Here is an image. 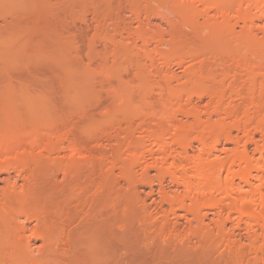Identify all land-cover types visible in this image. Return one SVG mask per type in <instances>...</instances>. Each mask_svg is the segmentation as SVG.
<instances>
[{"label":"bare ground","instance_id":"bare-ground-1","mask_svg":"<svg viewBox=\"0 0 264 264\" xmlns=\"http://www.w3.org/2000/svg\"><path fill=\"white\" fill-rule=\"evenodd\" d=\"M169 2H174L169 4L174 5L175 13H181L178 19L179 25L184 26L181 28L192 30L177 34L180 28L177 26L178 29L172 30L174 35L186 39V34L195 32L197 39L200 29L207 31V40L212 42L215 38V45L219 44L221 54L214 50L215 45L210 51L217 53L214 56L217 66H228L221 64L225 62L221 52L226 46L223 43L232 41L227 45L231 46L233 41L239 42L236 51L229 47L239 54L236 63L243 65L238 69L241 66L238 64L235 68L238 74L233 73L235 78H246L248 83L233 81L234 74H230L235 70L233 63L234 67L231 64L220 68L222 74H218L220 71L215 74L212 66L214 71L209 68L208 76V70L204 72L205 61L201 60L203 64L197 65L198 68L193 64L194 67H186L181 54L177 64L185 68L183 76L169 66L155 70L167 84L157 93L156 104L159 102L158 106L163 108L160 113L159 109L158 114L153 111L156 107L150 91L141 93L145 106L152 109L145 113V106L135 105L131 99L133 89L127 86L122 92H112L114 107L106 108L101 118L96 117V110L92 111L94 100L92 103L89 98L96 85L85 80L62 84L60 106L53 101L57 94L53 87L43 84L9 89L7 96L0 99V264H110L101 250L100 227L105 225L109 213L118 214L123 200L118 188L123 185L133 193L132 199L127 198L141 212L138 219L143 231L171 240L169 237H180L183 218L190 225L191 236L182 244L188 238L189 242L193 237L203 239L204 234L215 235L220 240L234 238L240 244L242 237L237 231H244L251 242L253 264H264V0ZM159 14L161 17L162 13ZM172 18L166 21L173 27L178 16ZM137 19V24L143 27L141 19ZM147 19L146 26L152 27L151 19ZM186 48L192 50L190 46ZM198 49L190 54L198 53ZM230 49L223 52H232ZM242 53H253L254 57L256 54L259 65L256 59L253 63L251 60L247 63L248 59L242 62L245 60ZM229 56L233 54L225 58ZM257 66H262L261 73ZM229 74L234 84L248 87L247 95L241 89L235 90L238 86L232 94L233 82L228 85L230 91L226 90ZM222 75H228L227 79ZM183 79L197 88L194 94L184 95V86L173 84ZM228 92L236 100L239 98L238 102L242 100L238 106L244 104L243 119H239L237 102ZM204 98L210 104L205 111L200 107ZM118 117L125 121L124 129ZM113 140L118 143L114 148L111 145L110 156L111 149L106 151L105 147H110ZM86 144H93L94 148L89 150ZM153 172L156 174L152 175ZM156 194L159 202L154 198ZM150 199L153 205L149 204ZM127 209L123 208L122 212L127 214ZM123 227L126 228V223ZM62 240H65L63 246H67L63 251L62 244L59 245ZM57 244L61 255L57 253ZM218 252L223 257V252ZM66 255L69 258L64 262Z\"/></svg>","mask_w":264,"mask_h":264},{"label":"rangeland","instance_id":"rangeland-1","mask_svg":"<svg viewBox=\"0 0 264 264\" xmlns=\"http://www.w3.org/2000/svg\"><path fill=\"white\" fill-rule=\"evenodd\" d=\"M160 2H164V0H0V99H2V96H7L6 93L11 88H18L26 85L42 86L44 84L43 86H49L55 89L57 94L53 96V101H55L57 106H60L63 100V97H61L62 92L59 94V90H61V87L63 86L62 84L85 80L90 84L96 85L95 91L97 95L95 93V95L93 94V92H95L93 90L89 97L92 99V103L94 100L92 111L94 112L96 110L94 112L96 117L101 118L103 115H101V113L105 112L106 108L110 107L112 109L114 107L112 92H122L128 87L133 89L131 90V99L135 105L139 103L140 105H138V107L142 108L145 104L142 100L143 96L141 98V95L144 92H151L152 97L155 99H153V101L155 102L154 105L156 107L153 111H155V113L157 112V114L158 111L160 113V110L163 108L162 106H158V104H160L159 102L156 104L158 101L157 93L160 88L166 87L167 84L162 78L163 76L156 73V69H163L169 66L175 73L183 76V69L185 68L181 67V65L179 66V63L177 64L179 57L180 59L182 57L181 54H184L185 57L187 56L186 58L183 56V60L186 61V67H194L192 64L196 67L197 65L200 67L201 64H203V61H205L204 64L206 66L204 65V72L209 68L210 70H213L212 66H214V69H216L215 74L219 71L218 74H220V68L223 67V65L217 66L218 63H214V61H216L214 58L215 53H220L218 47L219 44H217V46L214 43L216 42V39L213 38L214 41L212 42V39L210 41L207 40L209 38L207 36V31H204L203 29L199 30L200 33L198 36V38L203 37L202 40H198V38L195 39V32L188 33V35L186 34L187 40L184 39L185 37H183L184 40L180 38L182 37L181 35L180 37L174 35L173 32L178 29L177 26H180L179 33L176 32L177 34H180V32H190L192 30H189L190 28H181L184 27L179 25L180 20L178 21L179 14L181 13L176 12V14L172 10L174 6L170 5L172 2H169V0L168 2H164V4H160ZM172 4H174V2ZM175 6H177V3ZM179 6L182 7V5ZM169 9L173 12V16L171 15L172 13H168ZM133 10L136 11V15H142L140 16L141 18L137 17L135 14L134 17ZM187 10H189V8ZM145 13H147L149 19L145 17L147 16ZM159 13H162L161 17L158 16ZM176 16H178V18H176ZM172 17L176 19L174 20ZM137 18L141 19L142 23L140 24L142 26L144 24L143 27H140L139 24H137ZM167 18H172L175 23L176 21L178 22L176 23L177 25L174 24L176 26L173 25L174 29L170 24L169 26L167 25ZM146 19H151L152 27L146 26ZM239 29L237 28V31H239ZM201 32L203 35H200ZM174 36L176 37L174 38ZM220 38V41L224 39ZM226 39L230 42L228 38ZM145 40H147L146 42L150 45L145 46L146 48L144 45L147 43H143ZM220 41H217V43H221ZM204 42H206L205 44L207 45H205ZM223 44H226L223 49L224 51L225 49L230 48L235 49L238 47L237 45L239 42L233 41L231 45L232 47L227 46L229 44L226 42ZM233 44L235 46H233ZM136 45L139 49L143 47L142 50L140 51L136 48ZM185 45L186 47L188 46V48L190 46L192 50L194 49L193 51L199 48L197 50L198 53L191 52V55L190 51L192 50H188ZM214 45L215 47L217 46V49ZM213 47L216 52L213 51L214 53L211 52V54L210 51ZM144 49H148L147 52H144ZM232 49H230L232 52L228 51L227 53L226 51L224 53L221 50L224 56L222 59L221 55V59H225V62L222 61L221 64H228V66L225 67H229L233 63L235 67L233 64L231 67H234L235 69L237 65H241V63H236V59L239 57L237 55L239 54L234 52L236 49H233L234 51ZM178 50L183 53L176 52ZM233 52L235 53V56ZM229 53L233 54L234 57L229 56L230 58H227L228 55H230ZM246 53L241 54V58L243 56L242 60L245 59L242 62H246L247 59V63H249V60H251V63H253L255 59L258 60L256 54L254 57L253 53L247 54L248 56ZM193 54L196 55V57L193 56ZM210 55L212 56L211 59ZM206 56L209 57V59L206 58ZM217 56H219V54ZM217 56L216 58H218ZM225 56L227 57L225 58ZM204 57L205 60L203 59ZM232 57L233 59H231ZM213 58L214 60H212ZM221 59H219V61H221ZM256 63L259 65V60ZM210 65L211 67H209ZM242 66L243 65L237 68L239 69ZM225 67H223V69H225ZM253 67L256 66L253 65ZM257 68H261V71L258 72L261 73L263 71L262 66H257ZM139 69L141 70L140 72L143 73L144 71V73H140ZM236 71L237 69L230 71V74ZM237 72L236 74H238ZM230 74L229 76L227 75L228 78L230 77ZM207 75L209 76L210 72ZM227 76L223 77L227 79ZM259 76L260 75H258L257 80H259ZM223 77L217 78L219 80L221 78L222 80ZM232 77L233 81H236L237 79L236 83L238 84H242L244 81L248 83L246 78L242 77V79L241 77H238L241 78L238 80V78H235L237 77L235 74ZM232 77H230L231 81L229 78L228 81L225 82L227 91H230L228 90V85L233 82ZM241 80L242 82H240ZM173 84L183 85L184 95L194 94L197 90L194 84L187 79H183L180 83L173 81ZM238 84L236 85L233 82V88H231V86L229 87V89L231 88V93ZM238 87L235 90L240 91L241 89V91L247 95V86L246 88H242L240 85ZM98 90L100 93H97L99 92ZM230 92H228L227 95H229L230 98H235V101V95L230 96ZM108 94L111 95L109 96ZM92 95L94 97H91ZM229 97L227 96V98ZM194 99L196 100L195 97ZM237 99L239 100V98ZM238 100L235 101L237 102V106L242 102L241 99L239 101L240 103ZM140 101H142V103ZM209 105L208 98H204L200 103V107L203 111L208 109L207 107H209ZM145 107L143 111H145V113H147L146 111L150 113L152 109L150 110L149 107ZM110 108L109 110H111ZM238 108L239 119H243L244 104L238 106ZM118 122L120 125H123V127L121 126L123 129L126 127V124H123L125 121H122L120 117H118ZM137 122L139 123V121ZM234 134L238 133L235 131ZM239 135H241V133H239ZM114 141L115 140L110 143V147L112 145L114 148V146L117 145L118 142L116 141V143ZM86 145V148L89 150L94 148L93 144ZM110 147L106 146L105 150L108 149L106 151H109V149H111L109 152L110 156H112V147ZM230 147L234 148V145H231ZM253 147L254 146L251 145V148ZM155 174V172L152 173V175ZM124 187L127 190H125ZM120 190L124 191L121 192ZM118 191H120V194H123L122 196L124 197H121L123 202L120 201L119 204L122 203L125 205V203H127V206H123L122 204L120 206L118 205V214L115 216H113V213H109L110 215H107L108 220L104 226L100 227L102 232L99 234V239L102 244L101 250L103 249L107 254L110 264H251V262L253 264L254 260L251 253V242L248 241L244 231H237V234L242 237V243L240 244L235 242V240H233L234 238L228 239L227 237L226 239L225 237V240H222L223 238L220 240V237H216L215 235V237L208 236L207 234H204L203 239L202 237H199V239L193 237L192 241L189 242L188 239L191 236L190 225L187 220L183 218L180 221L179 230L181 238L179 236H174L169 237L171 240H165L166 238L162 239L152 231H143V229H141L138 219L141 216V212L139 213V209L134 206V201L130 202L133 198V193L130 194L128 187L123 185V188H118ZM125 193L126 196H124ZM154 198L156 202L160 201L158 194H156ZM128 201L130 202L129 205ZM148 202L150 205L154 204L153 199H150ZM132 206L137 210L135 209L136 211H134ZM125 207H128V216H125L127 215L126 211L124 212L125 214L122 212L123 208L125 210ZM130 207H132L133 211ZM121 222L126 223V228L123 227L125 230L122 228L123 223ZM228 226L231 227L230 223ZM79 233H81V231ZM187 236L189 237L187 239L189 243L185 240V243L182 244V241L187 238ZM63 241L65 240H62V242ZM59 242V245L62 244L61 247L65 245L64 242V244L61 241ZM38 245L41 246L42 243L39 242ZM59 245L56 249H59L57 253L61 255L63 249L67 246L61 248ZM216 247H218V250ZM215 249L220 252L222 251L224 254H222L223 257H219L221 253L218 252V254ZM60 251L61 253H59ZM62 256L65 257V255ZM71 256L72 254L70 255V258ZM68 258L69 256L66 260L61 259L66 262Z\"/></svg>","mask_w":264,"mask_h":264}]
</instances>
